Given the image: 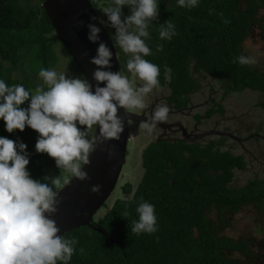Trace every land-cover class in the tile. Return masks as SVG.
Here are the masks:
<instances>
[{"label": "trees", "instance_id": "1", "mask_svg": "<svg viewBox=\"0 0 264 264\" xmlns=\"http://www.w3.org/2000/svg\"><path fill=\"white\" fill-rule=\"evenodd\" d=\"M43 1L0 0V79L10 86L21 84V80L29 84L28 72L54 68L59 59L55 46L59 44L73 71L81 76L56 39ZM91 4L95 6L93 0ZM262 9L264 0H200L192 9L179 7L176 0H161L159 18L151 21L150 38L146 40L153 54L146 59L160 66L161 84L165 82L164 66L172 69L169 84L178 96L191 88V62L196 70L216 77L226 91L250 88L264 94V69L240 65L236 60L240 55L247 56L243 42L252 36L253 29L264 30V13L259 14ZM127 11L130 14L129 8ZM167 20L175 25L176 35L162 40L160 26ZM158 45H163V51H157ZM18 70L19 75L13 77ZM0 136L28 146L27 167L32 178L56 177L59 189L73 176L57 168L47 154L35 151L38 134L34 130L26 127L23 132L8 133L0 121ZM143 154L145 172L137 187L128 181L123 183L110 209L93 220L120 243L89 226L74 229L63 235L78 241L69 264H258L261 255L251 250L250 239L220 233L242 207L253 206L262 212L264 179L241 188L227 187L232 168L242 167L243 161L226 153L205 152L209 160H197L200 167L191 163L190 169L174 168L172 174L164 169L166 164L158 154L148 148ZM179 160L172 161L179 164ZM142 201L155 205L158 231L154 234L132 232L133 221L138 219L136 207ZM212 210L217 211L218 222L209 218ZM259 251L264 252V244ZM232 253L244 259L232 258Z\"/></svg>", "mask_w": 264, "mask_h": 264}, {"label": "clouds", "instance_id": "2", "mask_svg": "<svg viewBox=\"0 0 264 264\" xmlns=\"http://www.w3.org/2000/svg\"><path fill=\"white\" fill-rule=\"evenodd\" d=\"M113 3L115 6L105 8L104 13L108 26L114 29L115 44L128 54L126 71L130 76L122 73L121 64V71L111 70L114 53L100 35L104 27L109 31L100 12L92 6L102 21L100 26L95 23L86 26L87 40L97 44L96 54L90 59L96 66L92 73L95 85L87 77L44 68L39 77L47 90L37 87L33 93L23 84L10 86L0 79V121L4 122L5 130L8 133L23 132L26 127L34 130L38 134L35 151L47 154L57 168L70 171L81 181L90 179L83 166L90 164V154L97 142L120 139L125 122L119 110L124 109L126 115L144 114L151 106L153 95L163 87L160 66L146 59L153 54L146 40L150 38L151 21L159 18L161 0H113ZM176 3L181 8L192 9L200 0H176ZM125 6L130 9L129 15L123 12ZM175 35L176 28L170 20L161 24L162 40H171ZM157 51H163V45H158ZM236 60L240 65L257 63L252 56L240 55ZM164 80H172V69L167 65ZM169 113V106L161 101L145 116L139 128L151 136L161 122L169 119ZM94 126L98 130L95 137L90 135ZM27 148L22 141L0 136V264H69L78 241L59 235V227L50 218L60 203L56 190L59 179L32 178L27 167L30 163ZM91 190L99 192L100 186L94 185ZM136 213L133 233L158 231L154 204L142 201Z\"/></svg>", "mask_w": 264, "mask_h": 264}, {"label": "flooded vegetation", "instance_id": "3", "mask_svg": "<svg viewBox=\"0 0 264 264\" xmlns=\"http://www.w3.org/2000/svg\"><path fill=\"white\" fill-rule=\"evenodd\" d=\"M194 65V62L189 65V75L192 79L190 89L178 96L173 92L169 82L165 81L162 84V92L153 95L151 106L144 114L138 115L133 112L140 120L130 124V129L133 127L135 130L141 121L146 119L145 116L150 115L156 104L162 101L170 108L169 119L161 122L153 135L148 136L140 129L143 137L139 140L141 145L139 154H135L139 159L133 168L131 162L135 155L130 160L132 168L130 171L134 173L136 180H130L128 177V182L136 187L145 172L143 153L147 148L159 155V159L166 164L164 169L170 174L174 168L177 171L190 169L191 163L196 165V168L200 167L197 160H209L204 155L205 152L210 155L226 153L233 157L239 156L243 161L242 167L232 168L233 175L227 182V187L241 188L250 181L264 179L257 169L264 166V149L260 146L264 145L262 138L264 122L259 121L260 113H263L261 110H264L263 104L261 106L259 103H247L249 98L247 92L251 90L250 88L226 91L225 86L216 77L196 70ZM129 132H131L129 142L134 144L132 130ZM137 143L135 147L133 145L130 149L128 147L129 157L133 148L139 149ZM169 143L175 146H169ZM177 158H180L179 164L173 163L172 160ZM239 177L241 180L244 177L248 180L243 183L240 180L241 184L236 185ZM109 207L111 205L106 204L104 210L110 209Z\"/></svg>", "mask_w": 264, "mask_h": 264}, {"label": "water", "instance_id": "4", "mask_svg": "<svg viewBox=\"0 0 264 264\" xmlns=\"http://www.w3.org/2000/svg\"><path fill=\"white\" fill-rule=\"evenodd\" d=\"M42 6L54 28L56 39L66 49L81 76L87 77L89 82L95 85L92 73L96 66L90 63V59L96 54L97 44L87 40L86 26L88 23L100 26L99 23L102 21L92 7L91 1L44 0ZM90 17H96V20H90ZM100 35L102 41L107 43L114 53L111 70L121 71L117 50L105 27L102 28ZM118 114L125 122L124 131L119 140L97 142L95 151L90 154V164L83 166L90 179L81 181L73 175L57 189L60 203L50 218L59 227V235L63 236L79 227L89 226L104 234L112 242L120 243L93 223L107 201L114 197L113 192L126 164L130 124L140 121L133 112L126 115L124 109H120ZM97 135L98 130L94 127L93 137ZM94 185L100 186L99 192L91 190Z\"/></svg>", "mask_w": 264, "mask_h": 264}, {"label": "rangeland", "instance_id": "5", "mask_svg": "<svg viewBox=\"0 0 264 264\" xmlns=\"http://www.w3.org/2000/svg\"><path fill=\"white\" fill-rule=\"evenodd\" d=\"M93 2L95 4V6H94L95 9H97L100 12L99 15L101 17V20L103 21L104 25L106 26V28L108 29V31L111 35V38L113 40V43H114L115 48H116L117 53H118V58H119V61L121 64L122 73L126 76H130V73H128L126 71V63L128 60V54L123 53V51L119 48V46L117 44H115V40L113 37L114 29L111 28L110 26H108L106 16L104 13L105 8L115 6L113 3V0H93ZM123 12L125 15H129L128 11H127V6L124 7ZM262 13H264L263 9L260 10L259 14H262ZM58 46L59 47L55 46V50L58 52L59 59H58L57 64H55L54 68H52V70H55L58 73H66L69 76H78L77 73L75 71H73V68L71 67L70 62L68 60V57L66 55H64V53H63L64 51L61 48L62 46L60 44ZM243 49H244L247 56H252L256 59L257 63L253 64L252 66H255V67L260 68V69H264V30L260 29L259 27L254 28L252 36L248 37L243 42ZM38 73H39L38 71H34L33 74L31 72H28L29 79L27 81L30 82L29 84H27V83L25 84L23 82V80H21V84H23V85L25 84L24 86L26 87V89H30L33 93H35L37 87H42L44 90H47V85H45L43 83V80H42V78L39 77ZM18 75H19V70H18V72H16V71L13 72V77H17ZM155 95H159V93L155 94ZM247 95L249 96V98L247 100L248 104L249 103H251V104H253V103L258 104L259 103V104H261V106H262V104L264 105V94L260 93L259 91L249 90L247 92ZM23 106L26 107L27 103ZM261 111L263 113H260V117H259L260 120L259 121L264 122V110H261ZM136 126H138V125L136 124ZM131 130H132V133L134 136V144L132 142H129L128 143L129 149L131 148L132 145L135 147V144L137 143L136 141L137 140L139 141L143 137V133L141 132L139 127L136 128L135 130H133V127H132ZM90 135L91 136L94 135V127H93V129L90 130ZM138 146H139L138 150L136 148H135L136 150H134V148H133V150L131 151L130 157H129V155H127L126 164L124 165V167L122 169L117 187H116L115 191L113 192L114 197L111 200H109L110 202L107 201V203L108 202L112 203L113 200L120 195L119 185L120 184L122 185L123 183L128 181L129 180L128 177H130V180L135 179L134 173L131 172L130 170L133 168V165L136 162V160L138 161V159H139V156H136L135 154L136 153L139 154V150L141 148L140 141H139V143H137V147ZM260 146L264 149V145L260 144ZM254 148H258V147H254ZM133 156H134V158L132 160L131 158ZM130 160H132V162H131L132 168L130 166ZM257 169H258V171L261 172V173H259L260 176L263 177L264 176V170H262V169H264V166L262 168L258 167ZM69 173H70L69 171L66 172L67 175ZM126 173H128V174H126ZM122 178H123V181H122ZM243 179H245V177ZM243 179L241 180L239 177L235 184L240 185L241 182L243 183V182L248 180V178H246L244 181H243ZM240 180H241V182H240ZM133 186H134V188H136V185H133ZM261 211L262 212H259V210L253 206L242 207L236 214H234L230 217V226L228 228L223 229V231H221V233H220L222 236H227V237H231L234 239H237L239 237H244V238L250 239L251 250L253 252L258 251L261 255V260L260 259L256 260L258 264H264V252L259 251L261 244H264V209H262ZM104 212H105V210L103 208L102 210H100L97 218H99ZM208 214H209V218H211L215 222H218L216 210H212ZM230 257L244 259L241 255H239L237 253H232Z\"/></svg>", "mask_w": 264, "mask_h": 264}]
</instances>
